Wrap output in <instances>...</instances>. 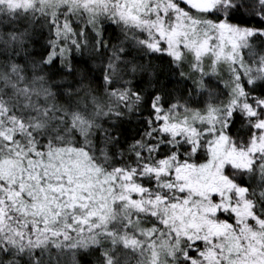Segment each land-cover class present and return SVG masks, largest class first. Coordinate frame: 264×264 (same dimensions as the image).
Listing matches in <instances>:
<instances>
[{
    "label": "snow or ice",
    "instance_id": "obj_1",
    "mask_svg": "<svg viewBox=\"0 0 264 264\" xmlns=\"http://www.w3.org/2000/svg\"><path fill=\"white\" fill-rule=\"evenodd\" d=\"M0 264H264V0H0Z\"/></svg>",
    "mask_w": 264,
    "mask_h": 264
}]
</instances>
